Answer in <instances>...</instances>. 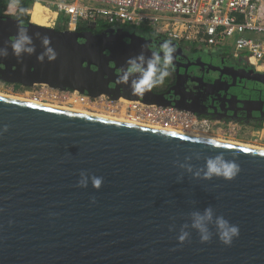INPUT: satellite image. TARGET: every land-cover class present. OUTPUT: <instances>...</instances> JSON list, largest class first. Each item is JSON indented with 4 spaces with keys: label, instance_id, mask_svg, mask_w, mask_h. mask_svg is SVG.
<instances>
[{
    "label": "water",
    "instance_id": "water-1",
    "mask_svg": "<svg viewBox=\"0 0 264 264\" xmlns=\"http://www.w3.org/2000/svg\"><path fill=\"white\" fill-rule=\"evenodd\" d=\"M17 21L30 29L38 53L35 34L50 36L58 58L42 64L35 55L9 54L0 60V80L173 104L153 89L134 96L116 82L127 58L141 51L119 46L120 29L95 33V22L86 30L60 29L0 14V46L15 38ZM238 69L235 78L264 85V72ZM4 124L10 128L0 138V264H264V149L213 145V139L0 95ZM219 152L237 158L240 174L232 181L195 178ZM185 157L193 173L175 166ZM81 170L103 176V187H77ZM208 206L239 225L240 236L228 247L216 236L202 244L192 231L180 244L189 214Z\"/></svg>",
    "mask_w": 264,
    "mask_h": 264
},
{
    "label": "built area",
    "instance_id": "built-area-1",
    "mask_svg": "<svg viewBox=\"0 0 264 264\" xmlns=\"http://www.w3.org/2000/svg\"><path fill=\"white\" fill-rule=\"evenodd\" d=\"M56 13L53 26L65 29L95 22L154 31L177 43L205 49L224 48L235 56L247 54L264 70V0H30ZM28 9V13H29ZM10 93H28L46 102L79 106L93 111L121 113L147 124L205 134L235 135L239 127L201 117L174 106L148 104L130 99L129 104L107 95L92 96L62 90L46 83L31 87L0 80ZM128 99V98H127Z\"/></svg>",
    "mask_w": 264,
    "mask_h": 264
},
{
    "label": "flooded vegetation",
    "instance_id": "flooded-vegetation-1",
    "mask_svg": "<svg viewBox=\"0 0 264 264\" xmlns=\"http://www.w3.org/2000/svg\"><path fill=\"white\" fill-rule=\"evenodd\" d=\"M108 28L125 33L119 35V46L123 48L147 45L146 48L155 50L166 40L175 45L171 74L164 84L153 89L169 99L173 103L171 106L192 107L197 110L194 112L197 115L220 120L225 127L233 123L239 127L235 137L264 139V85L250 79L235 78L238 68L264 72L254 65L249 55L235 56L224 48L205 49L189 43L180 44L154 31L128 26L97 24L92 31L99 33ZM127 30L135 34L128 36Z\"/></svg>",
    "mask_w": 264,
    "mask_h": 264
},
{
    "label": "clouds",
    "instance_id": "clouds-1",
    "mask_svg": "<svg viewBox=\"0 0 264 264\" xmlns=\"http://www.w3.org/2000/svg\"><path fill=\"white\" fill-rule=\"evenodd\" d=\"M23 13L24 9H20ZM40 41L42 51L37 52V47L34 43L33 34L30 29L20 21H17V30L15 38L11 41H6L3 46H0V60L7 58L9 54L15 56L18 60H22L25 55H35L40 63L45 61L52 63L57 60L58 53L51 46V38L47 34H35ZM147 45L141 46L139 54L127 58L125 65L120 67V74L117 76L116 82L124 86L125 90H129L134 96H143L152 89L164 84L167 77L170 76V69L174 67V54L176 53L175 45L166 40L162 42L158 48L145 52ZM11 49V52L9 51ZM10 126L4 124L0 127V138L9 131ZM175 136L177 133H171ZM209 143L215 145L218 142L212 140ZM199 159V156H197ZM191 157H185L183 162L177 160L174 162L176 167L187 169L193 173V167L187 161ZM242 171L237 158L228 159L224 152H219L214 156H209L203 168L194 172V177L203 180H212L213 178H222L226 181L234 180ZM89 184L100 190L104 185V177L97 176L81 170L77 187L88 188ZM93 204L96 203V198L92 197ZM3 211V209H0ZM190 222L185 223L179 228L177 240L180 244L188 242L191 238L192 231H195L202 244L209 243L213 237L219 238L220 242L225 246H232L234 240L240 236V227L233 224L223 215H218L214 207H205L202 211L195 210L190 214ZM170 231H175L176 226L172 223L169 226ZM175 250V249H174Z\"/></svg>",
    "mask_w": 264,
    "mask_h": 264
},
{
    "label": "bare ground",
    "instance_id": "bare-ground-1",
    "mask_svg": "<svg viewBox=\"0 0 264 264\" xmlns=\"http://www.w3.org/2000/svg\"><path fill=\"white\" fill-rule=\"evenodd\" d=\"M36 6L42 8V9L50 10L47 6H45V5L37 2L29 10L31 19L36 14V12H37V10L35 8ZM50 12H51V19H52V21H54V18L56 16V13L54 11H52V10H50ZM33 23H35V22H33ZM36 24H39V23H36ZM39 25H43V24H39ZM44 26H47V25H44ZM49 27H51V26H49ZM14 94H18V93H14ZM0 95L1 96H5V97H11V98L23 100V101H28V102H32V103H37V104H41V105H46V106H50V107H55V108H59V109H64V110H69V111H74V112L89 114V115H93V116H100V117H104V118H108V119H113V120H118V121H123V122H128V123H132V124H137V125H142V126H147V127H152V128H158V129H164V130H168V131H173V132H178V133L193 135V136L202 137V138L213 139V140H217V141H224V142H229V143H234V144H240V145H243V146L256 147L254 145L241 144L240 142L228 141V140L226 141V140H221V139L209 137V135L208 134L205 135V133L204 134H202V133L197 134L196 132H189V131L188 132L187 131L183 132V131H178L176 129H172V128H168V127L147 124V123L141 122V121H139L137 119H132L130 116L125 115L123 112H121V113H118V112H116V113H108V112H105V111H93V110L85 109V108L79 107V106H75V107L68 106V105L61 106V105H64V104H60L59 105V103H56V102H46V101H42L40 99H37L35 97L30 96V94H28V93H22V95L19 96V95H12V94H8V93H2V92H0ZM120 101H123V102L129 104L130 99H127L125 97H121L120 98ZM66 106H68V107H66ZM256 148L264 149L262 147H256Z\"/></svg>",
    "mask_w": 264,
    "mask_h": 264
},
{
    "label": "trees",
    "instance_id": "trees-1",
    "mask_svg": "<svg viewBox=\"0 0 264 264\" xmlns=\"http://www.w3.org/2000/svg\"><path fill=\"white\" fill-rule=\"evenodd\" d=\"M32 8V2L30 0H0V14H9L13 16H18L27 21L30 20V13L28 9ZM37 12L32 17V21L35 23L52 26L53 21L51 19V14L46 9H41L40 7H35ZM20 9H24V12L21 13ZM10 11V12H9ZM104 25V24H103ZM57 28L64 29V26L60 23L56 26ZM85 25L78 27L79 30L87 29ZM17 87H20L21 84L16 83Z\"/></svg>",
    "mask_w": 264,
    "mask_h": 264
},
{
    "label": "rangeland",
    "instance_id": "rangeland-1",
    "mask_svg": "<svg viewBox=\"0 0 264 264\" xmlns=\"http://www.w3.org/2000/svg\"><path fill=\"white\" fill-rule=\"evenodd\" d=\"M48 11L51 14L50 10H48ZM30 19H31V17H30ZM0 92L12 94V95H19V96L22 95V93H18V92H17L18 94L9 93L10 91L7 89V86L1 82H0ZM61 106H65V105H61ZM66 107H68V106H66ZM168 128H171V127H168ZM172 129H175V128H172ZM176 130L185 132V130H179V129H176ZM189 132H193V131H189ZM196 133L199 134L200 132H196ZM202 134H204V133H202ZM205 135H207V134H205ZM209 137H213V138H217V139H221V140H226V141L227 140L228 141H235V142H240L241 144H245V145H254L256 147L264 148V139L261 140L259 138H245V137H240V136L235 137L234 135H229L227 133H225V134H221V133L212 134V135H209Z\"/></svg>",
    "mask_w": 264,
    "mask_h": 264
}]
</instances>
